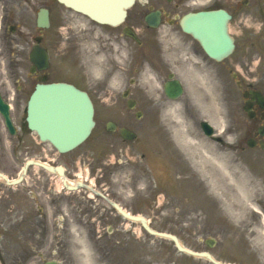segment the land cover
<instances>
[{"label": "flooded vegetation", "instance_id": "obj_1", "mask_svg": "<svg viewBox=\"0 0 264 264\" xmlns=\"http://www.w3.org/2000/svg\"><path fill=\"white\" fill-rule=\"evenodd\" d=\"M167 1L144 0L145 7L136 10L133 20L137 14H146L153 7L161 10L162 21L174 24V13L180 9V3ZM37 4L49 8L51 25L47 28L37 25ZM59 16L50 0H0V173L15 179L28 166L25 179L28 177L29 185L11 192L0 179V210L4 207L6 212H22V220L10 225L33 229L92 228L98 230L96 236L103 240L102 245H107L99 247V251L107 252L111 264H149V256L150 264H164L162 246L152 248V254H148L142 220L145 218L156 229H204L197 236L192 232L193 248L207 250L223 263L264 264V243H256L258 238L252 225L256 221L237 223V226L232 223L217 226L212 221L215 215L211 209L215 205L211 197L218 190L204 181L202 176L206 174L192 172L176 158L172 162L170 158L165 159L157 173H117L113 164L121 153L117 149L127 142L119 130L115 138L120 145L114 138L107 141L105 134H99L83 146L60 151L29 126L28 104L39 83L68 82L87 91L93 100L99 97L123 105L134 94L131 89L134 79L129 76L132 61L140 63L148 56H156L149 37L145 38L143 50L132 51L131 38L124 34L123 28L134 27L138 22L133 24L129 20L123 26L95 35L97 40L90 45L95 50L83 58L87 38L82 36L83 32L79 38V25L77 29L70 28ZM88 34L94 36L93 32ZM37 42L48 54L44 67L32 57ZM99 54L102 66L101 62H92ZM79 56L82 58L80 70L86 76L81 73L79 76ZM97 70H101V77L96 75ZM251 88L254 87L243 88L245 101L251 99L248 92ZM125 94L129 97H124ZM253 109L257 114L261 111L254 100ZM107 112L120 118V126L138 130L134 120L138 109H128L125 105ZM148 112L153 118L158 111L149 109ZM152 118L146 122L151 123ZM108 142L112 144L109 149ZM81 181L86 188H79ZM15 196L29 199L26 212L14 204L3 205ZM117 205L139 219L127 218ZM102 229H107V234ZM173 264L214 263L206 257L190 255L185 263Z\"/></svg>", "mask_w": 264, "mask_h": 264}, {"label": "rangeland", "instance_id": "obj_2", "mask_svg": "<svg viewBox=\"0 0 264 264\" xmlns=\"http://www.w3.org/2000/svg\"><path fill=\"white\" fill-rule=\"evenodd\" d=\"M52 1V4L59 6L60 12L64 10L66 17L61 13L62 20L67 21V19H71L74 16V12L55 3L54 0ZM140 1L137 3H140ZM184 1L180 8L181 14L191 9L205 7L212 2L229 9L234 14L230 22V31L236 39V48L229 57L221 62H217L205 54V62L202 63L193 59L190 53L184 52L185 45H190L194 39L188 34H185L178 24L172 27L174 30H171V27H168L165 22V26L160 31L155 32L157 43L164 46V51L169 49V65L178 69L181 75H177L183 78L185 92L176 100L179 103V110L186 116L188 127L199 133H202L199 122L203 119L211 121L217 130L216 134H222V137L225 139L226 144L221 145H226L225 150L232 155L233 161L241 163L249 171L257 170V176L263 180L264 149L260 146L249 147L246 144V139L259 123V120H251L243 110L242 95L232 77L231 70L243 71L246 79L249 76L251 79L259 77L260 81L255 82V84L258 83V86L264 88V0H248L247 4H244L243 0ZM39 6L36 5V8ZM137 7L132 8L133 12L136 11ZM69 22L71 23V21ZM257 25H259V30H257ZM94 29L100 30L107 28L106 26H100L99 24L90 22L86 17L79 15V32L80 30L85 32ZM137 30L142 36L146 33L143 21ZM195 42L197 41L195 40ZM196 44V49H200L199 51L202 53V48L198 43ZM136 45L132 41L133 49L137 47ZM186 55L189 56L187 57ZM242 64L243 70L241 68ZM81 65L79 59V76L80 73L86 76L80 70ZM147 66L145 64V68ZM136 70L137 67L133 65L131 75L132 77L141 78L138 87L143 92V95L145 88L149 90V93L151 90L156 97L158 96L157 93L159 95L163 94L160 82L157 79L155 80L152 74L140 73L136 72ZM149 72L153 71L149 69ZM209 72L210 74H207ZM97 101V119L103 122L108 118L104 114L105 109H111L116 107V105L112 101L104 102L99 97ZM160 115L155 126L157 124L159 125L160 120L161 122L163 121L164 112H161ZM215 121L218 122V125ZM99 128L101 129V126ZM150 129L146 126L141 129L143 139L133 144L136 149L130 150L131 156H129L128 162L127 157L121 159L125 162L124 168H127L124 172L151 173L158 171L157 160L152 159L153 157L150 154H147V157H142L138 150L140 143L145 141L147 143L150 139L155 140ZM164 131L165 127L162 125L160 129L162 136L164 135ZM171 138H173L172 135ZM206 139L217 143L212 139ZM156 150L157 148L155 146ZM155 156L161 155L157 153ZM129 165L130 167H128ZM7 204L16 205V208L20 211L25 209L24 212H26L30 205L29 199L22 197L17 199L16 196L10 201L6 200L3 202V205ZM262 207L264 208V202ZM222 214L225 216L224 220H229L226 213ZM24 219L27 220V218ZM250 219L259 220L255 216L250 217L248 220ZM20 220H22V212H6L4 207L0 210V222L3 223V226L0 227V264H44L45 261L51 259L58 260L59 264H87L86 256L82 253L83 243L89 249V254H91L90 257L94 264H109V256L105 258L99 256L95 245H101L103 240H95V230L91 228H79L76 230L51 228L42 230L29 227H13L10 225ZM233 224L236 225L235 223ZM101 231L106 233V229H102ZM177 231L181 233V238L185 245L192 246L193 242L189 235V230ZM201 231L203 230H195V232ZM153 239L148 244L149 253L151 252L150 248L158 246L155 243L156 240L159 244L162 243L163 261L167 260V262L173 264L174 261L182 262L188 259L187 255L179 253L169 241L160 238ZM105 253L107 252L105 251Z\"/></svg>", "mask_w": 264, "mask_h": 264}, {"label": "water", "instance_id": "obj_3", "mask_svg": "<svg viewBox=\"0 0 264 264\" xmlns=\"http://www.w3.org/2000/svg\"><path fill=\"white\" fill-rule=\"evenodd\" d=\"M59 1L99 22L112 25L124 20L126 8L134 2V0ZM158 15L157 12L148 17L152 26L159 23ZM230 18L231 15L224 9L189 13L183 19V27L201 41L209 55L221 59L231 53L234 48V40L228 31ZM47 22L48 15L44 10L40 12L39 23L47 24ZM127 33L135 37L132 31L128 30ZM170 85L166 87L169 96L177 97L181 94L182 86L178 81H175L173 86ZM255 96L264 107L261 94L256 93ZM93 110L92 101L84 91L65 83L39 85L31 103L30 120L31 125L36 128L42 138L49 139L60 150H68L89 135L94 125ZM211 132L212 129L208 131V133ZM261 132L264 133V128ZM158 234L171 236L164 233ZM171 237L180 249H185L177 237Z\"/></svg>", "mask_w": 264, "mask_h": 264}, {"label": "bare ground", "instance_id": "obj_4", "mask_svg": "<svg viewBox=\"0 0 264 264\" xmlns=\"http://www.w3.org/2000/svg\"><path fill=\"white\" fill-rule=\"evenodd\" d=\"M178 106V103H166L164 123L172 131L181 150L196 165V170L208 172L212 182L229 196L227 200H223L224 208L236 218H244L248 213H255L254 211L260 215L259 203L264 200L261 180L241 163L233 161L232 155L226 152L224 146L207 140L198 131L190 130L188 120ZM215 123L218 125V122ZM83 244L82 253L86 256L87 264H94L89 249Z\"/></svg>", "mask_w": 264, "mask_h": 264}, {"label": "clouds", "instance_id": "obj_5", "mask_svg": "<svg viewBox=\"0 0 264 264\" xmlns=\"http://www.w3.org/2000/svg\"><path fill=\"white\" fill-rule=\"evenodd\" d=\"M257 30H259V25H257Z\"/></svg>", "mask_w": 264, "mask_h": 264}]
</instances>
